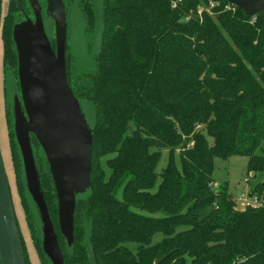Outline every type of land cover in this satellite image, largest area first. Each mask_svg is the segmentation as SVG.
Listing matches in <instances>:
<instances>
[{"label": "trees", "instance_id": "trees-1", "mask_svg": "<svg viewBox=\"0 0 264 264\" xmlns=\"http://www.w3.org/2000/svg\"><path fill=\"white\" fill-rule=\"evenodd\" d=\"M77 5L93 66L77 70L67 46L65 71L74 97L93 112L92 189L76 197L69 249L48 163L30 134L64 264H264V15L247 16L225 0ZM18 13L10 3L0 17L4 81L17 91ZM4 114L26 224L40 264H49L6 97ZM234 156L261 178L248 191L255 206L237 208L227 183L210 188L214 160Z\"/></svg>", "mask_w": 264, "mask_h": 264}, {"label": "water", "instance_id": "water-1", "mask_svg": "<svg viewBox=\"0 0 264 264\" xmlns=\"http://www.w3.org/2000/svg\"><path fill=\"white\" fill-rule=\"evenodd\" d=\"M28 1L35 21L26 19L16 24L12 32L19 86V96L14 94L12 100L13 130L24 186L39 223L41 250L49 264H64L40 188L30 134L35 136L48 163L57 198L59 232L69 249L73 240L76 197L92 189V121L87 120L82 105L67 83L64 0H45V16L54 24V49L43 28L38 3L36 0ZM225 1L247 16L264 15V0ZM1 4L2 0L0 14ZM0 264H25L1 155Z\"/></svg>", "mask_w": 264, "mask_h": 264}, {"label": "rangeland", "instance_id": "rangeland-1", "mask_svg": "<svg viewBox=\"0 0 264 264\" xmlns=\"http://www.w3.org/2000/svg\"><path fill=\"white\" fill-rule=\"evenodd\" d=\"M9 0L2 1L1 18L5 15L7 10V3ZM38 3V0H36ZM94 7L98 10L100 5V0H95ZM39 6V4H38ZM70 10L68 14V26L66 32V47L71 56L73 57V62L77 70L80 72H87L92 68L93 61L91 56L88 54L87 41L84 36V21L77 5V0H72L69 2ZM40 7V6H39ZM33 11V10H32ZM34 14V12H33ZM41 16V12L39 10ZM35 18V17H34ZM41 22L43 28L48 35L53 36L54 40V24L49 17L41 16ZM55 43V42H54ZM55 46V44H54ZM66 51V48H65ZM96 54V47L93 46L91 55ZM18 81V80H17ZM5 90V92H4ZM14 94L19 96V86L18 91L16 90V84L14 81H4V75L2 72V47L0 42V155L3 162L5 174L7 177L12 206L15 214L16 223L18 225V231L20 233L21 239L25 244L26 252L31 264H40L37 253L34 249L32 239L26 224L24 212L21 206L20 197L18 194L15 173L11 162L9 143L7 137L6 121L4 114V101L5 97L10 101L12 108V100ZM82 109L89 122H93V112L91 106L88 103L82 104ZM167 153L163 152V157L159 163V167L165 165ZM247 158L241 156H234L224 161L221 159L214 160V172L212 175L213 181L216 184L227 183L229 188V193H231L236 201L237 208L243 209L245 206H255L257 201L250 198L248 195L249 188L252 184L261 181L259 176H254L253 174H247ZM59 228V227H58ZM161 240V235H156L153 239V244ZM135 246H130L134 250Z\"/></svg>", "mask_w": 264, "mask_h": 264}, {"label": "flooded vegetation", "instance_id": "flooded-vegetation-1", "mask_svg": "<svg viewBox=\"0 0 264 264\" xmlns=\"http://www.w3.org/2000/svg\"><path fill=\"white\" fill-rule=\"evenodd\" d=\"M22 2H23L22 0H9L8 3H7V10H8V7L10 6V3H15L16 4V8L19 11V13H18L19 20H18V22L16 24L22 23L26 19H29L31 22H34L35 18H34V14H33L32 8H31V6L29 4V1L26 0V3L24 2L23 6H22ZM63 3H64V6H65L66 22H67V26H68L67 17H68L69 10H70L69 1L68 0H64ZM38 4L40 6L41 16L43 17V20H44L46 2H45V0H38ZM1 9H2V4H1ZM7 10H6V12H7Z\"/></svg>", "mask_w": 264, "mask_h": 264}, {"label": "built area", "instance_id": "built-area-1", "mask_svg": "<svg viewBox=\"0 0 264 264\" xmlns=\"http://www.w3.org/2000/svg\"><path fill=\"white\" fill-rule=\"evenodd\" d=\"M210 188H215V185H211Z\"/></svg>", "mask_w": 264, "mask_h": 264}]
</instances>
